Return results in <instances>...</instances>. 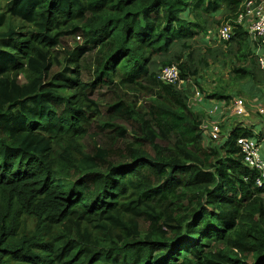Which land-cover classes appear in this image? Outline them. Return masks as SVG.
<instances>
[{"label": "trees", "instance_id": "1", "mask_svg": "<svg viewBox=\"0 0 264 264\" xmlns=\"http://www.w3.org/2000/svg\"><path fill=\"white\" fill-rule=\"evenodd\" d=\"M247 1L0 0V264H264V181L237 139L260 155L262 132L205 139L190 102L219 58L233 81H263L259 41L235 21ZM226 20L230 39L202 40ZM66 34L80 41L63 48ZM171 64L179 79L164 83ZM120 85L159 99L104 115L92 91ZM121 116L148 148L87 149L93 123L124 138Z\"/></svg>", "mask_w": 264, "mask_h": 264}, {"label": "rangeland", "instance_id": "2", "mask_svg": "<svg viewBox=\"0 0 264 264\" xmlns=\"http://www.w3.org/2000/svg\"><path fill=\"white\" fill-rule=\"evenodd\" d=\"M1 2L0 4H2ZM213 26L210 30L207 31V33L202 36V40L208 41L209 43L212 42L211 39L216 38V32H218V26ZM202 35V34H200ZM80 41V38L73 37L70 35H63L61 37L60 45L63 48H71L76 43ZM260 45V46H259ZM259 50H256L255 52L261 56L264 55V41H259ZM263 54V55H262ZM65 56L64 52H60L59 58ZM264 57V56H263ZM92 61V60H91ZM228 66L226 63H219L216 62L214 64H211L209 66V69L203 74L204 78L202 80V87L203 91H200V95L198 94V91L195 92V94L191 97V105L194 108L195 111H200V113H204V116L201 115V119H203L205 124H208L209 127H206L204 124V127L208 129L209 132H205V135L207 136V133H212L213 126L217 125V123L214 122L213 114L209 113V110H212L215 103H220V105H223L224 109H226V106L229 104L233 105V99L230 101H220V100H211L208 98H205V95L212 90L219 91L221 93H234L235 91L238 92L239 85L233 84V82L230 80V76L228 73ZM88 67H91L90 63L84 62V65L82 68H84L82 72V76L85 79H89L91 77V70H88ZM58 69V66H55L53 68V71H56ZM260 91L255 90L253 92L255 94V98L252 99L253 102H259L255 103L254 105L251 104V109H248L247 114H241L239 116H236V122L241 123L242 125L246 127H253V130L255 131H262L264 132V83L259 84ZM149 91H146L145 89H142L138 86H100L95 88L92 91L91 97L94 99L95 102H99L102 112L104 115H107V108L106 105L111 103L113 100H116L118 98L124 97L126 100L132 102L135 104L136 111H139L141 114H144V112L150 110V106L152 105L151 99L157 98L159 99V96L157 94L151 93L148 94ZM235 94H238L235 92ZM242 94V93H241ZM240 94V96H241ZM239 95H236V98L240 97ZM224 102V103H223ZM217 121V120H215ZM118 125L122 126L125 131L123 133V137H119L116 135L117 131L113 130L112 127H103L100 129L97 127L96 124L93 123L92 129H90V134L86 138H84L85 145L87 149H94V146H101L104 148H110V156L109 160L115 161L117 157L120 156V154L115 155L116 150H125L126 146L128 144H131L132 146H141L144 149L148 148L150 146V142L148 140V136L144 133V131L140 128L138 121L132 120L129 117L121 116L116 122ZM216 127V126H215ZM218 127V126H217ZM263 139L260 142V155L264 159V134ZM113 139V140H112ZM156 141H161L157 139ZM165 207V204H161ZM168 208V207H167ZM143 228H146L147 223H141Z\"/></svg>", "mask_w": 264, "mask_h": 264}, {"label": "built area", "instance_id": "3", "mask_svg": "<svg viewBox=\"0 0 264 264\" xmlns=\"http://www.w3.org/2000/svg\"><path fill=\"white\" fill-rule=\"evenodd\" d=\"M245 18L247 19L246 27L249 31L250 39L256 42L264 41V0H248L235 21L241 22ZM231 30L232 24H230V21H224L218 28V39L223 42L230 39ZM258 56L259 65L264 69V57L259 54ZM158 78L164 83L172 84L177 82L179 79L178 67L175 64L163 66L159 71ZM253 140L251 137H243L238 142L242 149L244 162L259 172L256 184L260 186L264 181V159L259 155L258 148Z\"/></svg>", "mask_w": 264, "mask_h": 264}, {"label": "crops", "instance_id": "4", "mask_svg": "<svg viewBox=\"0 0 264 264\" xmlns=\"http://www.w3.org/2000/svg\"><path fill=\"white\" fill-rule=\"evenodd\" d=\"M202 34V33H201ZM201 37L203 36L200 35ZM216 37L218 38V35H217V32H216ZM258 46V45H257ZM256 46V47H257ZM259 46L256 48V50H259ZM263 57V56H262ZM217 62L219 63H225V59H221L219 58L217 60ZM228 73H229V78L230 80L233 82V84H238L239 85V88H238V92L235 91L236 93L238 94H235L232 93H223L225 95H230L229 97V100H234L233 101V105L229 104L228 106H226V109H224L223 105H220V103H215L214 104V107L212 110H209L208 112L213 114V117H214V122L217 123V125H212L213 126V129H212V133H207L208 135L206 136L205 135V132H209L207 128L204 127V121L202 119V123L200 124V127L201 129L203 130V136L204 138L206 139L207 137H215V138H219V137H222V138H225L226 136V132L235 127V126H241V127H245L246 130H251L254 134H258L259 132H262V131H255V129L253 130V127L249 126V127H246L244 125H242L241 123H237L236 122V116H239L241 114H247L248 112V109H251L250 105L251 104H255V103H259V102H253L252 99L255 98V94L253 92H255L256 88L258 91H260L259 89V84L260 83H264V74H263V81L262 82H255L253 81L252 79L250 78H246V79H243V80H240V81H233L232 80V76H231V73H230V66H228ZM263 72H264V69H263ZM198 91V94L200 95V91H199V88L196 87L195 88V92ZM242 93V94H241ZM195 94V93H194ZM241 94V96H240ZM236 95H239L240 97L236 98ZM207 98V97H205ZM209 99V98H208ZM215 98H212L211 100H214ZM217 100V99H216ZM227 99H221L220 101H226ZM191 102V101H190ZM224 103V102H223ZM199 113V116L201 117L200 114H202V116H204V113H200V111H198ZM217 120V121H215ZM206 127H209L208 124H205ZM218 126V127H217ZM262 134H264V132H262ZM240 138V137H239ZM239 138H237L239 140ZM263 139V138H262Z\"/></svg>", "mask_w": 264, "mask_h": 264}, {"label": "clouds", "instance_id": "5", "mask_svg": "<svg viewBox=\"0 0 264 264\" xmlns=\"http://www.w3.org/2000/svg\"><path fill=\"white\" fill-rule=\"evenodd\" d=\"M257 55H258V54H257ZM240 138H243V137H240ZM240 138H239V139H240Z\"/></svg>", "mask_w": 264, "mask_h": 264}]
</instances>
